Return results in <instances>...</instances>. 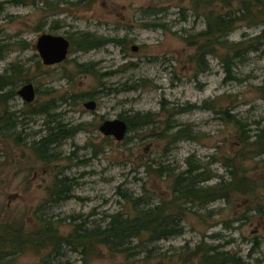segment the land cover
Returning <instances> with one entry per match:
<instances>
[{
  "label": "rangeland",
  "instance_id": "obj_1",
  "mask_svg": "<svg viewBox=\"0 0 264 264\" xmlns=\"http://www.w3.org/2000/svg\"><path fill=\"white\" fill-rule=\"evenodd\" d=\"M15 1L0 0V75L10 65L19 68L10 76L12 90L30 82L34 99L25 103L16 93L6 103L0 99V111H10L3 115L7 122L0 121V264H194L188 252L202 243L235 251L246 264H264V154L254 143L264 129V38H255L260 28L238 23L228 35L233 48L209 43L201 71L197 47L205 39L197 33L206 21L202 6L201 15L194 14L196 1ZM200 1L219 8L218 0ZM230 1L237 6L240 0ZM155 23L161 26H150ZM41 33L111 41L88 50L69 45L62 62L43 65L34 48ZM88 100L95 109L83 106ZM136 112H150L154 124L130 130L120 141L100 133L102 121ZM47 122L76 130L50 146L43 161L32 144L45 136ZM179 128L191 137L172 142ZM187 159L207 167L208 185L257 188L248 194L231 188L227 199L203 206L186 202L180 234L133 240L122 252L96 244L93 253L82 254L32 243L45 223L61 237L80 221L104 227L106 214L130 211L124 193L150 197L169 211L174 174ZM159 163L171 172L159 176ZM61 177L73 183L72 197L50 205Z\"/></svg>",
  "mask_w": 264,
  "mask_h": 264
},
{
  "label": "trees",
  "instance_id": "obj_2",
  "mask_svg": "<svg viewBox=\"0 0 264 264\" xmlns=\"http://www.w3.org/2000/svg\"><path fill=\"white\" fill-rule=\"evenodd\" d=\"M195 1L194 14L201 15L198 8L199 5L202 6V14L206 21L204 30L197 33L198 36L205 39L204 43L197 47V51H201V55L199 56L201 71L207 67L204 57L211 53L207 49L209 43L223 44L226 47L233 48L235 43L229 41L228 35L236 28L238 23H246L249 27L258 26L260 31L255 38L258 40L264 38V0H240L237 6H233L230 0H218L219 8L217 11L214 8H205L200 0H193V2ZM15 2H23V0ZM150 26L158 27L161 25L155 23ZM69 41L70 46L73 45L80 50H88L100 48L111 40L85 34L69 38ZM1 52L2 50H0V58L2 57ZM230 63L232 62L227 57L225 60V71L228 74L231 71L232 64ZM18 69L14 65H10L6 73L0 75V99L4 103L7 100H11L15 94V90H12L15 86L12 82L14 79L10 78V76ZM85 69L88 70L87 67ZM131 88L134 89L135 87ZM162 105V108H164V103ZM41 110L47 116L50 115L45 108ZM183 110L180 108L178 112ZM4 114L9 115L10 111L4 110V113L0 111V121ZM125 121L128 124V131L154 124L150 112L133 113L128 118H125ZM1 122L2 124L7 122L5 117ZM167 125L169 129L174 126ZM46 126L47 133L45 136L41 137L35 144H32V146L34 145L33 149L36 157L43 161H46L47 157H49L46 152L50 146L70 137L76 130L75 127L66 128V126L60 123L52 126L47 122ZM170 136L174 138L172 142L191 137L189 136L188 129L184 128L174 130ZM255 137L254 143H259L258 146L260 147L257 154H264V129L256 134ZM186 161L187 166L174 174V180L171 184L174 205L169 211L165 212L162 210V207L155 206L150 197L124 193L123 197L131 204L130 211H115L106 214L105 218L107 222L104 227H100L99 225L87 227L84 221H80L75 223L73 230L66 237H61L50 234L49 230L51 227L49 223H45L39 230L40 234L36 232L37 235L41 236H38V239L35 242L32 241V243L38 246L46 242L47 244H53L52 248L55 251L67 247L70 251H77L82 254L89 253V251L93 253V248H95L96 244L106 245L113 252H122L127 249L125 245L131 243L133 240L140 241L144 238L147 242H154L180 234L183 230L182 221L187 211L182 204L186 202L203 206L218 199H227L228 191L231 188L242 194H248L251 190L253 191L257 188V185L253 183H245L244 187H241L237 182L231 186V183H226L225 181L208 185L205 182L211 178V174L207 167L200 163L189 162L188 159ZM154 171L159 176H166L171 172L168 166L162 163H159ZM72 184L71 180L67 177L56 179L49 193V199H47L50 205L71 198ZM259 210L264 214L262 207ZM44 233L46 234L45 236H43ZM188 257L194 264H246L239 253L223 249L221 245L205 243L196 244L191 248L188 252Z\"/></svg>",
  "mask_w": 264,
  "mask_h": 264
},
{
  "label": "water",
  "instance_id": "obj_3",
  "mask_svg": "<svg viewBox=\"0 0 264 264\" xmlns=\"http://www.w3.org/2000/svg\"><path fill=\"white\" fill-rule=\"evenodd\" d=\"M69 40L62 35L41 33L37 36L34 48L43 65H53L62 62L69 50ZM136 51L138 47H131ZM16 94L25 103H30L34 99V88L30 82L22 83L16 90ZM88 110L96 107L94 100H88L83 103ZM103 136H112L117 141L122 140L127 133V123L120 118L106 119L98 127Z\"/></svg>",
  "mask_w": 264,
  "mask_h": 264
},
{
  "label": "flooded vegetation",
  "instance_id": "obj_4",
  "mask_svg": "<svg viewBox=\"0 0 264 264\" xmlns=\"http://www.w3.org/2000/svg\"><path fill=\"white\" fill-rule=\"evenodd\" d=\"M70 43V42H69ZM53 65H55V64H53ZM15 93H16V91H15ZM126 122V121H125ZM127 123V122H126ZM127 132H128V124H127Z\"/></svg>",
  "mask_w": 264,
  "mask_h": 264
}]
</instances>
